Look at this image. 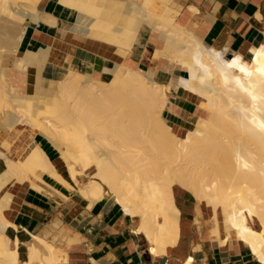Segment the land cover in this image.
Instances as JSON below:
<instances>
[{"label":"bare ground","instance_id":"bare-ground-1","mask_svg":"<svg viewBox=\"0 0 264 264\" xmlns=\"http://www.w3.org/2000/svg\"><path fill=\"white\" fill-rule=\"evenodd\" d=\"M43 1L0 0V264L61 260V248L10 218L22 187L42 190L45 174L91 201L112 196L154 255L185 242V220L194 239L245 248L264 264V40L229 55L181 23L176 0H58L77 13L65 31L74 44L99 41L127 59L144 25L155 46L149 68L96 56L82 72L58 66L47 84L52 47L21 50L31 26L57 24ZM175 65L197 101L186 128L166 121L172 84L154 78Z\"/></svg>","mask_w":264,"mask_h":264},{"label":"crops","instance_id":"crops-1","mask_svg":"<svg viewBox=\"0 0 264 264\" xmlns=\"http://www.w3.org/2000/svg\"><path fill=\"white\" fill-rule=\"evenodd\" d=\"M176 1L181 4V23L193 29L206 44L227 49L229 55L244 44L255 46L264 40V0ZM41 8L54 15L57 24L31 26L22 48L52 47L43 71L45 79L56 80V68L63 64L85 71L96 56L103 62L127 61L143 69L149 68L148 47L155 46V39L147 26L140 28L126 59L121 58L114 47L99 41L90 40L87 45L72 43L65 31L76 20L75 10L58 0H44ZM188 74L186 69L175 65L171 69L157 67L154 75L155 80L172 84L168 106L163 112L166 121L184 128L191 126L189 114L197 108L195 96L177 84ZM35 139L51 158L58 156V150L44 136L37 134ZM5 168L0 158V174ZM43 178L47 186L42 190L22 187L23 191L11 203L10 218L22 232L37 234L61 248L58 255L61 260L56 264H261L245 248L237 251L230 245L221 246L215 239H194L190 234L192 224L185 220L182 221L185 242L168 246L164 253L154 255L146 234L136 232V220L126 214L112 196L91 201L49 174ZM191 257L192 261L188 262Z\"/></svg>","mask_w":264,"mask_h":264},{"label":"rangeland","instance_id":"rangeland-1","mask_svg":"<svg viewBox=\"0 0 264 264\" xmlns=\"http://www.w3.org/2000/svg\"><path fill=\"white\" fill-rule=\"evenodd\" d=\"M21 50H23V48H21ZM95 76L97 77V79H100V77H101V79L103 78V75L100 72H97ZM45 80L47 81V84H50L49 83L50 81H54L53 79H49V80L45 79ZM183 197L187 200V202H189V203H191V205H193V199L191 198V194H189V193L187 195L184 194Z\"/></svg>","mask_w":264,"mask_h":264}]
</instances>
